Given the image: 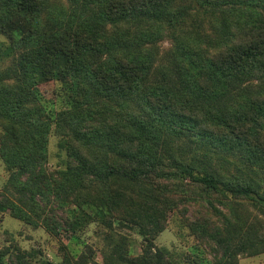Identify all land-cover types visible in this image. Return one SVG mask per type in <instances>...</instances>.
<instances>
[{
    "label": "trees",
    "instance_id": "obj_1",
    "mask_svg": "<svg viewBox=\"0 0 264 264\" xmlns=\"http://www.w3.org/2000/svg\"><path fill=\"white\" fill-rule=\"evenodd\" d=\"M65 2L0 0V151L13 187L0 191V212L44 214L56 235L86 216L159 231L169 209L199 196L211 210L189 225L221 252L216 264L264 244V227L249 239L231 218L236 199L264 212L261 183L209 159L234 153L264 173V0ZM164 32L167 62L156 63L148 43ZM53 131L66 154L55 181L45 168ZM127 252L117 242L101 262L65 253L61 264H175L162 250ZM0 264L30 262L14 245L0 247Z\"/></svg>",
    "mask_w": 264,
    "mask_h": 264
},
{
    "label": "rangeland",
    "instance_id": "obj_2",
    "mask_svg": "<svg viewBox=\"0 0 264 264\" xmlns=\"http://www.w3.org/2000/svg\"><path fill=\"white\" fill-rule=\"evenodd\" d=\"M65 1L49 0L54 6H57V10L60 6L67 5ZM207 14L209 15V13ZM208 15H205L204 27L214 24L213 19L209 21ZM164 34L166 33L164 32ZM169 38V35L166 34L156 42L148 43L149 49L154 52V57L157 59L156 63L167 62L166 54L171 42ZM54 85L51 82L41 84V89L46 97L50 98L54 95L52 91ZM52 99L50 104L55 109L63 106L61 96H54ZM170 136L175 145L185 143L183 135L170 133ZM47 152L46 172L55 181L57 170L62 168L66 162L65 150L59 146L55 131L49 134ZM209 159L214 162L219 172L234 173L250 178L260 182L261 190L264 189V173L260 172V168H257L256 165L248 163L243 157L234 153H226V151L212 150ZM10 172L6 158L0 151V191H6L9 194L13 191L11 183L9 184ZM70 196L72 197L71 194ZM47 199L50 204L45 205L48 214V208L53 204L52 195H49ZM69 205L73 204L66 205L67 213ZM232 206L237 213L232 212L231 218L233 220L237 218L235 221L242 222L241 232L247 233L249 239L254 238L256 231L259 233L263 230L264 212L249 199H236ZM221 208L225 212L232 211L228 207L221 206ZM208 209H210V205L206 200L197 196L196 199L184 202L178 209H169L165 218L166 224L159 231L148 230L123 221L115 222L113 227H109L110 230H108V227H102L98 220L89 219L86 216L83 221L80 219L83 222L82 226L70 230V232H63L61 235H56L54 231L47 229L42 222L44 214L37 215L32 211L33 221L26 222L6 210L0 212V247L14 248V245H17L19 252H24L30 264H61L65 253L73 258L79 257L81 253L88 254L90 261L101 262L103 254L117 242L125 243L128 256L141 254L146 246L150 247L153 252L164 251L175 264H216L214 259H219L221 252L215 249L212 243L202 241L189 225V221L199 218V215L205 211L208 212ZM61 213V210L57 211L58 215ZM220 224H224V222L221 221ZM236 237L235 241L238 239ZM235 264H264V244H257L255 248L247 247L239 252Z\"/></svg>",
    "mask_w": 264,
    "mask_h": 264
}]
</instances>
